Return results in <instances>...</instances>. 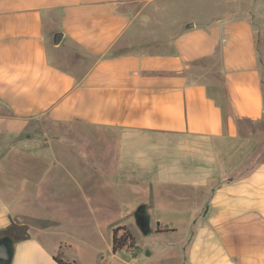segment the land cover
<instances>
[{"label": "crops", "instance_id": "0c3cea01", "mask_svg": "<svg viewBox=\"0 0 264 264\" xmlns=\"http://www.w3.org/2000/svg\"><path fill=\"white\" fill-rule=\"evenodd\" d=\"M241 121L264 124V0H0V238L13 242L11 264H264L262 142ZM87 128L97 134L83 141L57 135ZM59 149L74 155L64 179ZM95 159L109 170L92 164L78 179L76 162ZM55 184L58 197L81 189L91 224L90 192L137 197L123 225L138 226L145 205L150 233L133 228L135 246L114 252L115 227L94 239L56 222L39 230L24 210Z\"/></svg>", "mask_w": 264, "mask_h": 264}, {"label": "rangeland", "instance_id": "374dc122", "mask_svg": "<svg viewBox=\"0 0 264 264\" xmlns=\"http://www.w3.org/2000/svg\"><path fill=\"white\" fill-rule=\"evenodd\" d=\"M126 1L129 4L132 0ZM240 129L242 135L246 136L248 134H253L262 142L260 152L253 158V164L255 165L258 162L264 161V133L261 134V132H264V124L241 121ZM91 131L94 130L87 128L75 129L72 132H68V130L64 129V131L58 132L57 135H59V137L65 136L68 138L71 137L74 140L83 141L84 139L82 138V135L95 136L97 134L96 131ZM104 134L115 136L116 132L108 131ZM58 153L60 158L66 163V166H62L63 168H61L59 172L60 177L64 179L67 176L66 172L69 173L68 167H71L69 164L72 158H74V155L69 152H65L63 149H59ZM92 164L98 165L105 171L109 170L104 160L95 159L87 164H85L84 160H79L76 162L75 166H73L74 171L77 173V178L84 182V180L92 173V168L94 167ZM20 179V174H18L16 180ZM97 179L103 183V181H101L102 178H94V181ZM100 182L97 184H100ZM61 185L64 187L63 181L61 182ZM54 188H56V184L55 186L51 185L50 189H44L43 192L40 191V193H36L38 199H32L29 206H26L27 209L24 210L29 214L23 215V218L30 220V223L35 225L39 230L52 229V223L56 222L57 225H60L68 237L80 238L86 236L87 238L94 239L99 234L109 237L114 227L119 228L127 226L131 231L133 228H138V226L135 225H133L132 228L128 225H123L132 224L134 222L132 213L137 207L136 203L138 202V198L131 194L123 192H90L89 195L93 198L92 203L97 210L98 219V223L91 224V221L87 222L89 205L86 204V198L84 197L85 194L82 193L79 187H76L75 190H72L71 188V191H66L61 194L60 197L53 194ZM67 188L68 186H66L65 189ZM28 192L39 191L36 188H31ZM103 199H107L109 202V206L107 208L102 206ZM55 201H60L61 206L56 205Z\"/></svg>", "mask_w": 264, "mask_h": 264}, {"label": "trees", "instance_id": "16d2710c", "mask_svg": "<svg viewBox=\"0 0 264 264\" xmlns=\"http://www.w3.org/2000/svg\"><path fill=\"white\" fill-rule=\"evenodd\" d=\"M146 207L145 205H140L137 208L136 215L138 216L139 212L144 210L145 211ZM171 231L170 229H161L158 228L157 232H167ZM4 238V237H2ZM0 238V239H2ZM112 242H113V251L118 252L123 249H131L135 246V237L131 230L127 226H122L119 228H115L113 230V237H112ZM12 252H13V242H12ZM55 261L58 264H81L77 261H68L64 260L61 255H56L54 257Z\"/></svg>", "mask_w": 264, "mask_h": 264}, {"label": "water", "instance_id": "95a60500", "mask_svg": "<svg viewBox=\"0 0 264 264\" xmlns=\"http://www.w3.org/2000/svg\"><path fill=\"white\" fill-rule=\"evenodd\" d=\"M193 26V24H191ZM63 33L58 31L53 34L52 42L54 45H59L62 42ZM137 224L143 234H149L151 229L149 225V218L144 223H139L136 215ZM13 258L12 240L9 237L0 239V264H11Z\"/></svg>", "mask_w": 264, "mask_h": 264}, {"label": "flooded vegetation", "instance_id": "af4514ba", "mask_svg": "<svg viewBox=\"0 0 264 264\" xmlns=\"http://www.w3.org/2000/svg\"><path fill=\"white\" fill-rule=\"evenodd\" d=\"M137 218L139 223H144L148 219V215L142 210L139 212Z\"/></svg>", "mask_w": 264, "mask_h": 264}]
</instances>
